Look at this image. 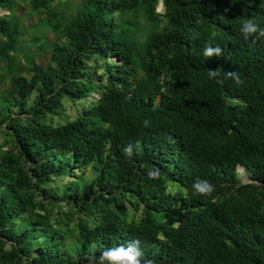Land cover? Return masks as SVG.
I'll use <instances>...</instances> for the list:
<instances>
[{
  "label": "trees",
  "instance_id": "obj_1",
  "mask_svg": "<svg viewBox=\"0 0 264 264\" xmlns=\"http://www.w3.org/2000/svg\"><path fill=\"white\" fill-rule=\"evenodd\" d=\"M65 2L0 0V264H264V0Z\"/></svg>",
  "mask_w": 264,
  "mask_h": 264
},
{
  "label": "clouds",
  "instance_id": "obj_2",
  "mask_svg": "<svg viewBox=\"0 0 264 264\" xmlns=\"http://www.w3.org/2000/svg\"><path fill=\"white\" fill-rule=\"evenodd\" d=\"M240 32L246 41L253 37L255 38L253 43L264 39V28L260 27L254 19L243 21ZM202 54L207 58L219 57L222 54V49L218 45L212 47L211 42H209ZM207 75L209 79L220 86H223L226 80H232L237 86H243L245 83L237 71H224L222 68L208 69ZM143 125L148 128L151 126V122L145 120ZM124 153L131 157L133 155V146L131 144L125 146ZM159 176L160 170L158 168L153 167L147 172L149 179H158ZM192 188L193 195L197 197H211L215 191V186L210 181L199 178L193 183ZM100 247L102 246L96 243L90 245V251L87 254L88 264H156L151 259L142 260L144 253L141 250V241L139 239L129 240L126 245L111 248L105 247L100 255L97 256L96 250Z\"/></svg>",
  "mask_w": 264,
  "mask_h": 264
},
{
  "label": "rangeland",
  "instance_id": "obj_3",
  "mask_svg": "<svg viewBox=\"0 0 264 264\" xmlns=\"http://www.w3.org/2000/svg\"><path fill=\"white\" fill-rule=\"evenodd\" d=\"M78 2H81V0H66V2H65V4H61V5H59V7H57L56 6V8L57 9H65L64 11V13L65 14H67L68 12H72V11H74L75 10V7H76V3H78ZM157 10L158 11H161L162 10V5L159 3L158 4V6H157ZM7 11L5 10V9H2V8H0V15L1 14H4V13H6ZM37 20V18L36 17H30V19H29V23H31V22H35ZM48 36L49 37H52L53 36V34L51 33V32H48ZM28 50V48L26 47L25 48V51H27ZM38 55H39V58H37V62H42V63H44L46 60H47V55H48V53L47 52H42V51H38ZM237 171H238V173H239V177H240V179L243 181V182H246L247 180H248V177H247V174L244 172V169L241 167V166H238L237 167ZM87 173V175L88 176H90L91 174H90V172L89 171H87L86 172ZM70 179H71V177L70 176H68V177H65V180L66 181H70Z\"/></svg>",
  "mask_w": 264,
  "mask_h": 264
},
{
  "label": "water",
  "instance_id": "obj_4",
  "mask_svg": "<svg viewBox=\"0 0 264 264\" xmlns=\"http://www.w3.org/2000/svg\"><path fill=\"white\" fill-rule=\"evenodd\" d=\"M161 4V3H160Z\"/></svg>",
  "mask_w": 264,
  "mask_h": 264
}]
</instances>
